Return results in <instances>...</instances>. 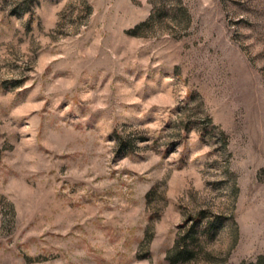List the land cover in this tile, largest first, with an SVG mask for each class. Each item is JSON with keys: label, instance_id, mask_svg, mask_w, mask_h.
<instances>
[{"label": "rangeland", "instance_id": "obj_1", "mask_svg": "<svg viewBox=\"0 0 264 264\" xmlns=\"http://www.w3.org/2000/svg\"><path fill=\"white\" fill-rule=\"evenodd\" d=\"M261 258L264 0H0V264Z\"/></svg>", "mask_w": 264, "mask_h": 264}, {"label": "trees", "instance_id": "obj_2", "mask_svg": "<svg viewBox=\"0 0 264 264\" xmlns=\"http://www.w3.org/2000/svg\"><path fill=\"white\" fill-rule=\"evenodd\" d=\"M192 241L191 242H194L195 240H196V237H195V235H192ZM193 251H192V249H189L187 246H186V248L183 250V251H177V255H178V257H176V259L177 258H179V257H182L183 256V258H185L186 256H189V255H191V253H192ZM179 253V254H178ZM175 259V258H174ZM263 258H261V260L258 262V263H256V264H264V259L262 260ZM174 262H175V260H174ZM251 264H254V263H251Z\"/></svg>", "mask_w": 264, "mask_h": 264}]
</instances>
